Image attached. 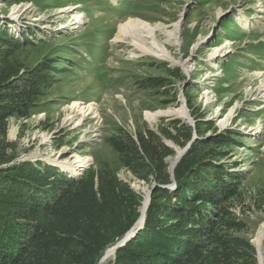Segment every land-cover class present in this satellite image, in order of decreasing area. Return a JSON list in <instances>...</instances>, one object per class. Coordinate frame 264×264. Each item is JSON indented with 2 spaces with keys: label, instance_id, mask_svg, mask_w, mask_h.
Returning <instances> with one entry per match:
<instances>
[{
  "label": "rangeland",
  "instance_id": "374dc122",
  "mask_svg": "<svg viewBox=\"0 0 264 264\" xmlns=\"http://www.w3.org/2000/svg\"><path fill=\"white\" fill-rule=\"evenodd\" d=\"M133 19L157 27L171 59L142 54L128 36L117 41L120 27ZM168 32L177 34L176 43ZM150 77L160 80L156 88H146ZM4 80L21 81L13 88L21 99L13 101L30 106L0 122V171L48 165L69 179L85 175L95 190L102 177L115 174L140 198V205L127 206L134 221L127 232L140 220L145 193L163 186L158 169L171 174L165 187L174 190L171 159L178 150L187 152L199 137L232 132L237 142L223 147L229 154L222 162L242 179L227 207L245 223L235 234L258 251L254 242L264 224V0H0ZM153 143L173 153L162 163ZM138 155L151 164L146 178L127 163ZM41 215L33 219L41 221ZM120 240L105 247L97 264L114 263L119 247L101 260Z\"/></svg>",
  "mask_w": 264,
  "mask_h": 264
},
{
  "label": "trees",
  "instance_id": "16d2710c",
  "mask_svg": "<svg viewBox=\"0 0 264 264\" xmlns=\"http://www.w3.org/2000/svg\"><path fill=\"white\" fill-rule=\"evenodd\" d=\"M159 81L150 77L144 84L156 88ZM21 84L0 83V122L30 106L13 101L21 99L13 90ZM196 126L199 133L202 127ZM231 141L237 139L230 131L195 139L175 166L174 190L165 187L173 182L171 174L157 170L163 186L153 191L144 228L117 249L113 264H258L255 245L235 234L245 223L227 207L242 179L222 162ZM172 153L161 148V162ZM127 163L140 178L152 171L141 155ZM129 203L138 206L140 198L115 174L102 177L95 190L85 175L69 179L53 166L0 171V264H97L105 247L133 225L126 215ZM38 213L41 221L33 219Z\"/></svg>",
  "mask_w": 264,
  "mask_h": 264
},
{
  "label": "bare ground",
  "instance_id": "6f19581e",
  "mask_svg": "<svg viewBox=\"0 0 264 264\" xmlns=\"http://www.w3.org/2000/svg\"><path fill=\"white\" fill-rule=\"evenodd\" d=\"M135 30H138V32L133 33V31ZM156 30L157 27H154L148 22L142 21L140 19L129 20L127 23L123 24L120 27V32L117 37V41H122L121 38L123 36H128L132 39L134 45L137 46L139 50H141L142 54H152L165 59H171L172 57L170 58L171 55H169V51H167L165 45L160 44L159 41L157 40ZM167 36L169 39H173L175 43L177 42V34L175 32H168ZM146 38L149 40H146ZM74 105L75 108H78V110L81 109V107L78 106L77 103H75ZM179 112L182 113L183 116H185L186 114L184 108H181ZM181 153L182 151L178 150L176 156L171 159V164L173 165V168L176 166L178 160L180 159ZM149 203H150L149 193L147 191L145 193V197L141 207V217L140 220L137 222L136 226H139L143 218L146 216ZM263 242H264V224L262 225V228L259 231L256 241L254 242L256 243L257 247H259L260 249L259 258L262 261V263L264 261ZM114 252H115L114 246L109 247L106 250L101 262H104L107 259H109L111 256H113Z\"/></svg>",
  "mask_w": 264,
  "mask_h": 264
},
{
  "label": "water",
  "instance_id": "95a60500",
  "mask_svg": "<svg viewBox=\"0 0 264 264\" xmlns=\"http://www.w3.org/2000/svg\"><path fill=\"white\" fill-rule=\"evenodd\" d=\"M228 16V15H227ZM185 152H186V149L184 150V151H182V153H181V155H180V157H182V155H184L185 154ZM153 190H154V187L151 189V191H150V193H149V200H150V194L153 192ZM139 221V220H138ZM137 221V222H138ZM137 222H136V224H137ZM144 223H145V217L143 218V220H142V222H141V224L139 225V226H136V224L132 227V229L129 231V232H127V234L125 235V237L124 238H122L116 245H114V248H115V250L118 248V247H120V246H123V245H125V243L127 242V241H129L132 237H134L135 235H136V233L144 226ZM257 252H258V263L259 264H264V263H262V261L260 260V258H259V253H260V249H259V247H257Z\"/></svg>",
  "mask_w": 264,
  "mask_h": 264
}]
</instances>
